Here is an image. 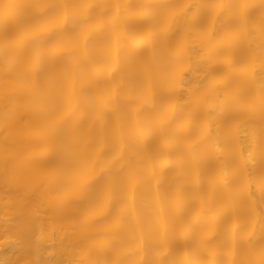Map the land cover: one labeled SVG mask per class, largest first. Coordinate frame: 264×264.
<instances>
[{"label":"bare ground","instance_id":"6f19581e","mask_svg":"<svg viewBox=\"0 0 264 264\" xmlns=\"http://www.w3.org/2000/svg\"><path fill=\"white\" fill-rule=\"evenodd\" d=\"M0 264H264V0H0Z\"/></svg>","mask_w":264,"mask_h":264}]
</instances>
